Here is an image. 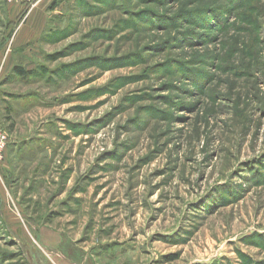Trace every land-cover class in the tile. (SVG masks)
Instances as JSON below:
<instances>
[{"label":"rangeland","instance_id":"rangeland-1","mask_svg":"<svg viewBox=\"0 0 264 264\" xmlns=\"http://www.w3.org/2000/svg\"><path fill=\"white\" fill-rule=\"evenodd\" d=\"M0 133V264H264V0H0Z\"/></svg>","mask_w":264,"mask_h":264},{"label":"crops","instance_id":"crops-1","mask_svg":"<svg viewBox=\"0 0 264 264\" xmlns=\"http://www.w3.org/2000/svg\"><path fill=\"white\" fill-rule=\"evenodd\" d=\"M37 6L34 9H32L31 13L29 14L31 19L30 25H28L27 27L22 26V28L19 29L18 33L16 34L13 40L15 43V48L18 47L17 48L18 50L22 49L23 46L27 44H32L33 42H35L36 37L34 34L40 31L39 20L41 23L42 18L40 17L42 14L40 15V13L42 12V8L39 9Z\"/></svg>","mask_w":264,"mask_h":264},{"label":"built area","instance_id":"built-area-1","mask_svg":"<svg viewBox=\"0 0 264 264\" xmlns=\"http://www.w3.org/2000/svg\"><path fill=\"white\" fill-rule=\"evenodd\" d=\"M10 3L13 4H25L34 2L35 0H8ZM6 145V138L0 133V151L5 148Z\"/></svg>","mask_w":264,"mask_h":264},{"label":"trees","instance_id":"trees-1","mask_svg":"<svg viewBox=\"0 0 264 264\" xmlns=\"http://www.w3.org/2000/svg\"><path fill=\"white\" fill-rule=\"evenodd\" d=\"M55 7H57V6L54 4V6H52V9H54ZM21 72H22V71H21ZM23 73H25V72H22V74H23ZM28 73H29V72H28ZM30 73H31V72H30ZM26 75H27L26 73L23 74L24 77H26Z\"/></svg>","mask_w":264,"mask_h":264}]
</instances>
